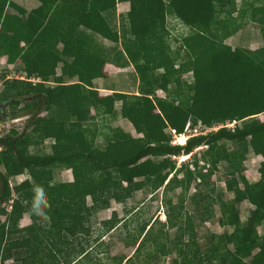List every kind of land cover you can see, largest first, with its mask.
<instances>
[{
    "label": "trees",
    "instance_id": "trees-1",
    "mask_svg": "<svg viewBox=\"0 0 264 264\" xmlns=\"http://www.w3.org/2000/svg\"><path fill=\"white\" fill-rule=\"evenodd\" d=\"M35 1L37 6L27 9L0 0V58L11 65L20 62L19 70L28 76L39 74L56 84L16 79L0 94V101L11 106V117L31 115L21 133L0 138L5 171L0 167V217L6 219H0V264H159L161 258L164 264L174 253L171 264H264V232L259 231L264 226V0H242L240 6L237 0ZM126 2L120 37L109 19L117 4ZM169 17L189 31L175 54L168 44ZM249 24L258 25L262 47L225 43ZM97 37L116 47L98 45ZM108 63L132 68L137 91L111 89L101 96L95 81L106 77ZM185 73L193 74L190 84L182 81ZM158 90L167 96L159 97ZM119 116L141 131L134 151L126 145L129 134L100 126L105 117ZM188 124L200 133L174 144V134H184ZM206 129L211 131L203 133ZM71 133L83 135L85 143H71ZM47 140L53 141L51 152L31 153ZM203 146L201 162L194 152ZM249 152L263 159L254 183L244 176ZM182 155L193 156V162L178 166L173 157ZM222 162L232 182L231 203L212 181ZM59 168L78 178L56 180ZM25 173L28 178L11 187L12 178ZM193 184L191 201L204 211L201 223L216 220L218 205V223L232 229L207 237L205 249L194 217L182 204ZM35 187L46 193L48 220L31 212ZM160 190L166 221L144 219L131 229L113 213L102 221L95 242L126 228L124 244L133 253L111 256L107 243L95 260L86 244L98 214L137 192L146 191L151 200ZM245 201L250 207L242 219L237 205ZM26 216L31 223L21 228Z\"/></svg>",
    "mask_w": 264,
    "mask_h": 264
},
{
    "label": "rangeland",
    "instance_id": "rangeland-1",
    "mask_svg": "<svg viewBox=\"0 0 264 264\" xmlns=\"http://www.w3.org/2000/svg\"><path fill=\"white\" fill-rule=\"evenodd\" d=\"M15 3L27 8L31 9L37 6V2L35 0H13ZM167 1V0H166ZM244 1V0H243ZM252 1V0H249ZM237 5L240 6L242 4V0H237ZM122 4H120L121 6ZM128 6V7H127ZM126 10H129V2H126V8L120 7V9H117L116 14L114 17L109 19V22L112 26L113 31L118 32L119 36L121 37V34L123 33L122 28V18L126 15ZM236 15V14H234ZM168 29L169 36H168V44L171 48V51L174 53L179 50V45L181 43L180 39L184 35H186L189 31L188 29L178 20L175 18L169 17L168 18ZM176 29V30H175ZM262 35L260 34L259 27L256 24H249L244 27L242 31H240L238 34H236L233 37H230L225 40V43L227 45H230L232 47L241 46L244 48H248L251 50H256L263 45V39ZM98 45H103L107 48L110 44L113 45L112 42L108 40H102L101 38H96L95 41ZM25 42H21L22 46H25ZM96 43L93 44L94 47H99ZM93 47V49H94ZM111 47V46H110ZM113 47H116L115 44ZM185 50H181L180 55L184 56ZM175 54V53H174ZM36 57L40 58V55H37ZM30 57H28L29 59ZM20 63V62H17ZM11 65L8 63L7 57L0 58V94L4 92V90L7 88L8 84H12L14 80L17 78H24V80L27 79V77H21L23 75L22 71L19 70L18 64ZM179 65V62L177 63ZM26 67H30V65H24ZM61 67L62 65H59L57 67V73L60 75L61 73ZM177 67V66H176ZM131 72H126L127 74L122 75L121 72L117 76L114 77H102L95 81V86L99 87V93L101 96L109 95L112 93L111 89H118V90H126V91H137V84H136V76L134 73V70L130 68ZM24 70V69H23ZM33 70V69H31ZM117 70V69H115ZM25 71V70H24ZM162 73V72H160ZM34 82H32V85H39L37 83V80L43 81V77L39 74L33 75ZM192 73H185L182 75V81L185 83L190 84L192 82ZM67 81H69L67 79ZM41 83V82H40ZM46 86L54 87L56 84L53 82H43ZM110 90V91H108ZM185 93L187 90L184 91ZM157 95L159 97H165L167 96V93L158 90ZM0 104L2 105L1 113L0 115L4 117V119L1 120L0 118V138L5 137L8 134H10L11 131H16L18 133H21L25 127L29 124V119L31 118V115L29 113H23L18 114L15 117H11V106L8 101H0ZM120 103H116V108L120 109ZM32 113V112H31ZM44 116V115H43ZM106 119V120H105ZM260 119L263 120V117L260 116ZM235 124V123H234ZM233 124V125H234ZM100 126L104 128V131H107V127L109 128H120L124 131L130 132L132 134V140L128 141L126 143L128 149L130 151H134L137 146L135 143V140L142 137L141 131L139 127L135 125H130L121 118H104V123ZM218 128H215L214 131H216ZM31 130V129H30ZM174 134V133H173ZM193 134V131H188L186 133ZM71 142L73 144H84L85 143V137L81 134H71L69 135ZM174 144H184L185 141L183 137L177 136L174 134L173 137ZM187 139V138H185ZM103 142V139L101 138L100 143ZM52 145L51 140H47L45 144L38 148H32L31 153H42L46 154L50 149ZM206 146H203L201 148H198L195 150L194 154L199 158L202 162L201 155L202 152L205 151ZM1 150V149H0ZM50 152V151H49ZM173 159L177 162V165L180 166L183 163H192L193 162V156H185L182 155L180 157H173ZM263 159L261 156H258L254 154L253 152H249V154L246 157V160L244 162V176L247 178L248 181L254 183L258 181L262 174L261 169V163ZM1 163V162H0ZM225 163L222 162L218 166V171L213 175L212 181L217 184L218 189H223L224 199L226 202L231 203L234 200V194L233 192H229L228 189L231 187L232 182L230 180V177L225 172ZM1 170L4 171V167L1 166ZM28 178V175L25 173L22 176H19L17 178H12L11 184L12 186H15L19 183H22ZM77 178V175L73 174L70 170H57V180L62 182H71L74 181V179ZM194 187L195 184L192 185L191 190L187 194L186 198L182 201L183 206L185 207V211L192 215L194 217L195 227L198 231V237H199V243L200 245L205 249L207 237H211L212 234H222L225 231L231 232V228H225L220 226L218 223L220 217H221V211L218 205L214 207V212L216 213V220L215 221H208L205 223H201L200 219L203 217L204 211L201 208H197L194 206L193 202L191 201V196L194 193ZM0 196H1V180H0ZM90 197L91 192L88 194V202L90 203ZM150 199L149 194L146 191H140L135 193L134 197L130 200H128L126 203H116L112 202L111 208L108 210L101 211L97 219L93 221V235L91 234V239L86 246H88L89 251L93 253V257L98 259V256H103L101 252H103L106 249L107 243L109 244V254L111 256H118L123 253L125 254H132L131 252L132 248L125 246L124 239L127 237L128 232L126 228H122L118 232L112 233L108 236H104L102 238V242L98 241L95 242V233L100 229V225L102 221L109 219L113 213H116L119 219H126L127 223L129 224V228H131L132 224L137 225V223L143 221L144 219L148 220H154L155 218H158L161 222L166 221V208L162 204V190L159 191L158 195L154 199ZM143 203L144 206H143ZM241 218L243 219L247 212L249 211V203L247 201L239 203L237 205ZM135 209L132 212L130 211ZM48 217L51 218V216L48 214ZM1 221H5V217H0ZM31 220L26 216L23 218V220L20 221V227L25 228L28 225H30ZM132 229V228H131ZM260 233L262 234L264 232V226L259 228ZM260 254V252L257 253V256ZM176 258V254H172L168 256L165 260L164 264H171L172 260ZM161 259H157V261L160 264ZM12 260H8L4 264H14ZM3 264V263H1ZM62 264H66V262H63ZM201 264V262L199 263Z\"/></svg>",
    "mask_w": 264,
    "mask_h": 264
},
{
    "label": "clouds",
    "instance_id": "clouds-1",
    "mask_svg": "<svg viewBox=\"0 0 264 264\" xmlns=\"http://www.w3.org/2000/svg\"><path fill=\"white\" fill-rule=\"evenodd\" d=\"M35 77H27L26 80L24 79H20L17 78L19 80H23V81H28L30 83H32L33 81H29L28 79H33L34 80ZM41 82V83H40ZM38 84H44L43 82L45 81H40ZM190 135L188 134H182L180 135V137H183L184 141H186L185 138H188ZM174 143V142H173ZM185 144V143H184ZM181 145V144H180ZM12 187V184H10ZM34 192V199H33V203H32V208H31V212L38 218V219H42V220H48L49 217L45 212V209H47L48 204L46 202V193L44 191V189L40 188V187H35L33 189Z\"/></svg>",
    "mask_w": 264,
    "mask_h": 264
},
{
    "label": "crops",
    "instance_id": "crops-1",
    "mask_svg": "<svg viewBox=\"0 0 264 264\" xmlns=\"http://www.w3.org/2000/svg\"><path fill=\"white\" fill-rule=\"evenodd\" d=\"M120 4H122L121 6H120ZM120 7H123V8H126V3H119V4H117V9H120ZM128 7V6H127ZM128 10H126V12H127ZM111 46V47H110ZM113 46L114 45H112V44H110L109 46H107V48L106 49H112L113 48ZM115 69H117V70H115ZM131 69L130 68H125V69H120V68H118V67H116L115 65H113V64H110V63H108V64H106V66H105V68H104V72H105V75H106V77H114V76H117L118 74H120V73H118L117 74V72H121V74L122 75H125V74H127L126 72H131L130 71ZM23 73V75L21 76V77H33V76H28L27 75V73L26 72H22ZM108 91H110V90H108ZM116 118H121L120 116L119 117H116ZM122 119V118H121ZM122 120H124V119H122ZM124 122H126V123H128V124H130V125H134V124H131L130 122H128V121H126V120H124ZM124 131V130H123ZM125 133H127V134H129L130 136H131V139L130 140H132V134L130 133V132H127V131H124ZM71 134H76V133H71ZM71 134H69V135H71ZM129 140V141H130ZM69 141L71 142V140H70V137H69ZM71 143H73V142H71ZM45 144V143H44ZM52 144H53V141H52ZM80 145V144H79ZM32 149V148H31ZM50 149H51V147H50ZM50 152H51V150H49ZM49 151L47 152V153H49ZM60 169V168H59ZM57 170L58 169H56V180H57ZM61 170H67V169H61ZM71 171V170H70ZM71 172H73V171H71ZM73 174H75V175H77V178H78V174L77 173H75V172H73ZM76 178V179H77ZM76 179H74V181L76 180ZM71 182H73V181H71Z\"/></svg>",
    "mask_w": 264,
    "mask_h": 264
},
{
    "label": "built area",
    "instance_id": "built-area-1",
    "mask_svg": "<svg viewBox=\"0 0 264 264\" xmlns=\"http://www.w3.org/2000/svg\"><path fill=\"white\" fill-rule=\"evenodd\" d=\"M21 79H24V78H21ZM29 81H35V80H33V79H28ZM40 81L39 80H37V83H39ZM228 127H230V128H232V127H234V125L233 124H230V125H228ZM190 130V125L188 124L187 126H186V128H185V134L188 132ZM191 131V130H190ZM211 131V129H206V130H204V132L203 133H207V132H210ZM200 133V131H199V127H197L195 130H193V134H199ZM190 135V134H189Z\"/></svg>",
    "mask_w": 264,
    "mask_h": 264
},
{
    "label": "flooded vegetation",
    "instance_id": "flooded-vegetation-1",
    "mask_svg": "<svg viewBox=\"0 0 264 264\" xmlns=\"http://www.w3.org/2000/svg\"><path fill=\"white\" fill-rule=\"evenodd\" d=\"M2 109V105L0 104V110ZM1 151V150H0Z\"/></svg>",
    "mask_w": 264,
    "mask_h": 264
},
{
    "label": "bare ground",
    "instance_id": "bare-ground-1",
    "mask_svg": "<svg viewBox=\"0 0 264 264\" xmlns=\"http://www.w3.org/2000/svg\"><path fill=\"white\" fill-rule=\"evenodd\" d=\"M182 143V142H181ZM180 142H179V144H181ZM181 145H183V144H181Z\"/></svg>",
    "mask_w": 264,
    "mask_h": 264
}]
</instances>
